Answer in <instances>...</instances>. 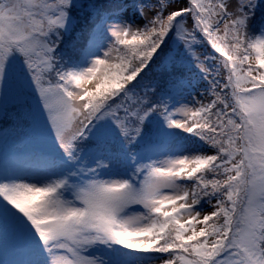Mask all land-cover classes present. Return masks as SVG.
Returning <instances> with one entry per match:
<instances>
[{
	"label": "snow or ice",
	"instance_id": "snow-or-ice-1",
	"mask_svg": "<svg viewBox=\"0 0 264 264\" xmlns=\"http://www.w3.org/2000/svg\"><path fill=\"white\" fill-rule=\"evenodd\" d=\"M73 4L0 0V116L8 100L22 99L3 88L10 65L19 58L65 157L74 160L85 148L99 154L91 173L109 166L103 157L117 155L109 136L93 132L106 118L125 147L137 143L145 121L159 114L168 128L197 137L210 151L139 164L129 153L135 165L132 178L92 175L71 190L70 199L61 193L72 174L40 186L0 182V201L5 202L0 221L7 217L12 222L17 214L26 220L46 254L45 264H103L86 254L96 245L158 253L160 264H264V34L251 35L257 0L235 5L231 0H177L174 7L155 0L138 9L143 26L107 23L121 5L76 0L95 27L88 33V48L77 37L65 45L63 55L91 52L106 38L105 30L112 40L88 67L66 68L60 45ZM170 32L204 73L209 83L205 94L213 97L209 102L169 110L162 91L143 83L153 64L162 73L171 71L172 58L162 55ZM201 38L224 59H201L192 51ZM114 50L123 53L115 58L118 63L112 62ZM208 60L214 62L211 70ZM86 78L100 82L91 90L69 88L73 82L79 88ZM183 83L170 79L168 91ZM25 255L22 264H38L31 252Z\"/></svg>",
	"mask_w": 264,
	"mask_h": 264
},
{
	"label": "trees",
	"instance_id": "trees-1",
	"mask_svg": "<svg viewBox=\"0 0 264 264\" xmlns=\"http://www.w3.org/2000/svg\"><path fill=\"white\" fill-rule=\"evenodd\" d=\"M100 2L104 4L121 5L122 11H120L119 13L122 14L126 11L127 8H131L132 10L139 12L138 9L141 6L149 7L150 4L155 3V0H100ZM69 15V27L63 32L61 36L60 52L63 57V66L66 68H76L77 64L86 57V54L80 53L74 56L63 55L68 51L67 49H65V45L70 44L71 42L75 41L77 37H79L81 47L88 48V33L91 31L92 28L95 27V23L93 22V19L89 14H87L80 7L77 6L76 0H74L73 7L69 10ZM189 30H191V27H189ZM251 32L253 38L255 36L264 34V0H257V6L253 10ZM219 34L221 36L223 35V26H221ZM166 40L168 41V43L166 45H162V47H164L165 49L162 55L165 57L172 58L173 63L171 65V71L167 73H162L156 67V65L153 64L152 67L147 69L143 74V83L150 84L153 87H158L163 93L161 98L163 100H166V104L168 105L176 90L175 89L171 92L168 91V81L170 79L178 78L184 82L183 85L187 82H192L194 84L206 82V89H208L209 83L204 78V73H202L200 69L196 66V63L191 53L185 48L183 43H180L177 40L175 33L170 32L169 36L166 37ZM118 47L123 48L124 46ZM191 48L192 51H194L201 59H204L205 56L219 57V54L215 53L214 50L208 47L203 42L202 38L200 43L191 45ZM115 54L116 57L123 55L122 52L117 51ZM223 59L224 58L222 57V60ZM255 60V53H253L252 57L250 58V62L254 66ZM115 62L118 63L119 60L116 59ZM213 63L214 62L212 60L205 61L206 66L210 70L213 67ZM245 67H247V63L245 64ZM11 74L12 76L16 75L15 77H17V75L27 76L24 71H12ZM15 77H13L12 79H14ZM12 79L10 80V82L7 83L8 92L6 93H10V91L14 88V85H12L13 83H11ZM99 82L100 80L97 81V83ZM16 84H19L20 86L19 97H21L22 99L20 102L8 100L4 104V114L0 116V137L2 135H11L13 137V143L10 147H6V145L0 139V170L6 165L8 157L13 155L14 153H17L18 150H21L24 153L31 150H41L42 147H45L48 152L55 153L57 147L56 141L53 140L47 134H44L46 132L45 129H43L42 132V141H36L37 136L35 135V133H38V130H40L41 127H44L45 124L44 118H42L41 123L40 115L36 114V111L33 117L30 119L28 127L26 126V122L23 119L25 116L28 115V112L32 108V106L29 105L28 101L30 100L29 98H26L25 94L32 95L33 90L29 89L28 86L24 85V83L20 81L16 82ZM211 99H213L212 96ZM39 105L40 104L38 103V106H36V108H39ZM160 118L161 117L159 116V114H152L150 118L145 121L143 133L142 136L138 138V142L133 145H128L127 147L124 146L118 130L115 128V126L109 119H107L106 123H103L106 125L104 134L110 137L112 149L115 153H117V155H123L124 157L129 159V153H132L135 155V157H137L150 146L154 144L157 145V139H162L165 136V125L163 127H160ZM99 126L100 122L97 123V128L95 130L93 129V132H97L98 130L100 131ZM48 133H51L50 130H48ZM189 136L194 138L202 146H204L210 151L208 145H206L204 142L200 141L197 137L191 134H189ZM48 141L49 144H47ZM90 141H92L91 135L89 136L88 140L84 143L88 145ZM92 153L93 152H89L87 148H85L83 151L77 154V157L74 160H70L65 157L66 160L70 163V165H72V167H75L74 170L77 171V177L78 171L79 169H81V164L85 156ZM73 181L76 184H79L75 179ZM85 182H81V185ZM201 206L206 207L207 205L203 204ZM0 207L4 206L0 204ZM17 218L18 219L13 220L12 222H9V219L7 217L3 221H0V232L6 235V237H11V240H8L7 238L6 240L4 238H0V253L8 255L9 252L11 254H18L19 256L20 246L24 243L30 245L33 249L40 250V245L35 235L32 237V239H24L25 237L34 233V231L31 229V226L26 220H24L22 217H19V214H17ZM14 239H17L18 241L15 244L10 245ZM136 254L146 255L152 258H159L160 256V254L158 253ZM7 264H9L8 261Z\"/></svg>",
	"mask_w": 264,
	"mask_h": 264
},
{
	"label": "rangeland",
	"instance_id": "rangeland-1",
	"mask_svg": "<svg viewBox=\"0 0 264 264\" xmlns=\"http://www.w3.org/2000/svg\"><path fill=\"white\" fill-rule=\"evenodd\" d=\"M169 4L173 7L176 6L177 0H168ZM203 2H207V0H203ZM238 0H231V3L235 5ZM147 8L146 6H143ZM107 23L112 24H126V25H138L142 26L145 23L144 17L140 15L139 12L132 10L131 8H127L126 11L122 14H118L116 16H112L108 18ZM186 26L189 29L191 27V20L186 21ZM105 39H103L102 43L99 44L97 47H93L91 52L86 54V57L80 61L76 68H86L89 66L90 59L94 57H98L102 54V49L106 48L107 45L111 42L112 37L107 31L105 30ZM116 51L112 52L113 61H116ZM222 60V57L219 58ZM254 61V60H252ZM19 58H16L14 62H12V66L9 67V71L5 78L3 88L5 92H8L7 83L15 77L12 76V71H24L23 63ZM75 63V61H74ZM99 75V74H98ZM99 79L91 78V79H84L81 82L79 88H77L75 82L70 84V89H74L76 91H82L84 88L92 89L94 88L95 84ZM22 82L24 85L28 86L29 89L33 90V94H25L26 98H29L28 101L29 105L32 108L29 110L28 115L24 117L23 120L26 122V126L28 127V123L30 119L33 117L35 111L36 114L40 115V120L42 123V118H44L45 124L44 127H41L36 132L35 135L36 141H42L43 138V129H45V133L50 136L53 140H55L54 134L51 130V127L47 121V114L44 113L43 108L39 105V108H36L39 103V98L35 92L34 86L31 84L30 78L25 75H17L14 79H12L11 83L14 85V88L10 91V94L15 96H20V86L16 84V82ZM206 82H200L198 84H194L192 82H187L186 84L182 85L181 87L175 90L173 107L171 110L179 107L180 105H193L195 101H204L209 102L211 99L210 95H206ZM167 102L166 100H164ZM40 104V103H39ZM179 118V115H178ZM107 118L105 120L99 121L100 126L99 129L104 133L106 129ZM97 128V124L93 127L95 130ZM166 134L162 139H157L158 143H166L164 145H158L157 147H153L156 145H152V149L148 150L142 157V159L136 164L144 163L149 159H161L164 160L166 156H183V155H191L197 152H208L209 150L202 146L198 141L194 138L190 137L188 133L183 132L180 129H170L165 125ZM50 130V134L48 133ZM33 131V130H30ZM35 132V131H34ZM27 136V135H25ZM27 138V137H26ZM1 141L6 145V147H10L13 143V137L11 135H2L0 137ZM56 141V140H55ZM57 143V142H56ZM39 144V143H38ZM49 144V141L47 142ZM40 145V144H39ZM41 146V145H40ZM45 149V147H43ZM21 150H18L17 154L11 157L6 164L5 168L0 172V182H24L28 184H35L37 186L42 185L45 181L49 179H55L57 177H64L67 174H72L71 179L69 181V186L66 187L63 192L61 193L66 199H70L72 196V189L76 186L81 185V183L76 184L73 181V176L77 175V171H72L70 168V163L64 160L65 155L59 148L58 144L56 147L55 155L51 157L47 156L42 148L41 150H31L29 155L21 154ZM154 152V154L152 153ZM153 154V155H152ZM98 153H94V156L89 157L87 160L83 162L81 173L86 172L90 175H95L99 178H121V179H130L133 176V169L135 167L134 163L124 157L123 155H116L114 157H103L106 161H109V166L106 168H99L94 173H91L89 169L95 168V162L98 157ZM80 173V174H81ZM0 204L4 206L5 202L0 201ZM10 207V206H8ZM202 207V206H201ZM204 208V214L208 212V207ZM170 210V209H169ZM201 225L196 224V228ZM35 233L25 237L24 239H32ZM0 238H6L11 240V237H6L3 233L0 232ZM17 239H14L10 245H13L17 242ZM6 251V250H5ZM4 251V252H5ZM32 253V258L38 261V264H45L46 261V254L41 251H29ZM24 252L22 254V261H24L27 257ZM87 255L95 256L99 258L103 264H118V261H124L125 264H160L158 258H152L146 255H140L136 253H132L131 250L122 249L119 245H112L111 247L104 246V245H96L90 249H88ZM18 264L20 261V255L18 254H11L8 252V255H4L0 253V264ZM14 262V263H11ZM22 264V263H21Z\"/></svg>",
	"mask_w": 264,
	"mask_h": 264
}]
</instances>
